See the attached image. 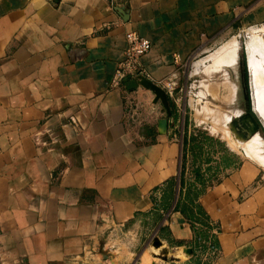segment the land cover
<instances>
[{
    "label": "crops",
    "instance_id": "obj_1",
    "mask_svg": "<svg viewBox=\"0 0 264 264\" xmlns=\"http://www.w3.org/2000/svg\"><path fill=\"white\" fill-rule=\"evenodd\" d=\"M236 27L264 31V0H0L4 254L78 264L112 225L146 221L174 248H192L183 215L161 205L183 158L161 84L184 87L193 56ZM129 31L151 43L141 66L166 105L144 82L109 87ZM197 203L218 251L208 264H264V167L241 158Z\"/></svg>",
    "mask_w": 264,
    "mask_h": 264
},
{
    "label": "rangeland",
    "instance_id": "obj_2",
    "mask_svg": "<svg viewBox=\"0 0 264 264\" xmlns=\"http://www.w3.org/2000/svg\"><path fill=\"white\" fill-rule=\"evenodd\" d=\"M255 39L264 45L261 28L236 27L207 41L186 66L184 87L176 85L171 95L175 112L172 126L182 139L183 179L187 186L195 183L199 186L194 181V171L199 172L206 187L215 183L227 169L236 167L241 158L264 167V114L255 108L264 100V63L249 62L246 54L247 42ZM249 115L257 126L245 141L239 142L230 125ZM164 192L161 205L166 203L169 188ZM153 227L150 221L132 227L112 225L98 247L81 256L78 264L209 263L207 247L213 239L211 231H207V237L201 234L193 238L192 254L184 255L183 248L176 249L165 242ZM194 227L198 232L206 231L199 225ZM178 252L180 257L175 256ZM144 258L147 261H142ZM0 264L19 263L5 255L0 246Z\"/></svg>",
    "mask_w": 264,
    "mask_h": 264
},
{
    "label": "built area",
    "instance_id": "obj_3",
    "mask_svg": "<svg viewBox=\"0 0 264 264\" xmlns=\"http://www.w3.org/2000/svg\"><path fill=\"white\" fill-rule=\"evenodd\" d=\"M125 38L127 46L123 52V59L117 64L109 83V87L112 89H121L126 82L136 81L138 77L149 80L148 74L141 66V59L151 50V43L149 40L138 36L134 31L127 32ZM173 60L177 64L180 58L175 56ZM161 88L171 96L176 88L174 78L164 80ZM217 253L216 246L210 240L207 254L215 256Z\"/></svg>",
    "mask_w": 264,
    "mask_h": 264
},
{
    "label": "trees",
    "instance_id": "obj_4",
    "mask_svg": "<svg viewBox=\"0 0 264 264\" xmlns=\"http://www.w3.org/2000/svg\"><path fill=\"white\" fill-rule=\"evenodd\" d=\"M184 168L181 166V172L179 174V180L176 184L169 185V194L165 205H163V211L166 214L172 212H179L183 215L191 229L193 230L194 237L205 236L207 237V231H212V227L209 224V220L206 217L205 212L197 203L198 198L204 193L206 186L204 180L200 176L198 171H194L195 182L199 184L196 187V183L188 186L185 184L183 179ZM194 225H199L205 228V232H198ZM202 234V235H201ZM211 238L213 235L211 234Z\"/></svg>",
    "mask_w": 264,
    "mask_h": 264
},
{
    "label": "bare ground",
    "instance_id": "obj_5",
    "mask_svg": "<svg viewBox=\"0 0 264 264\" xmlns=\"http://www.w3.org/2000/svg\"><path fill=\"white\" fill-rule=\"evenodd\" d=\"M256 38H259V37H256ZM247 45H248V53H246V54L249 55V62H252V63L257 62L258 63L257 60H259V61L261 60V62L264 63V45L260 44L256 39L252 40V42L250 44H248V42H247ZM251 90H252V88H251ZM263 99H264V97H263ZM263 102H264V100L262 101V99H261L260 100L261 105H259V103H258L257 106H255V108L257 110H259L260 113H262V114H264V106H262ZM230 128H231L232 132L235 134L236 140L239 142L240 141L243 142L246 140L248 133H251L255 129V124L249 116H243L238 121L233 122L230 125ZM183 254L185 255L186 252L185 253L183 252ZM144 260H146V259L145 258L142 259V261H144Z\"/></svg>",
    "mask_w": 264,
    "mask_h": 264
},
{
    "label": "water",
    "instance_id": "obj_6",
    "mask_svg": "<svg viewBox=\"0 0 264 264\" xmlns=\"http://www.w3.org/2000/svg\"><path fill=\"white\" fill-rule=\"evenodd\" d=\"M117 12H118L122 17H124L123 14H122V11H121V10H119V11H117ZM123 13H124V11H123ZM142 82L146 83L147 86H148L149 88H151L152 91H153L157 96L161 97L162 100H163V102H164V104L166 105V99H165L164 92H163L160 88H158L157 86L151 84L150 81L147 80V79H145L144 77H138L136 81H131V82L129 83L127 89H128V90H131V89L135 88L137 85L141 84ZM252 107H253V102H252ZM253 112H254V111H253ZM249 116H250V115H249ZM250 117H251V116H250ZM251 118H252V117H251ZM252 120H253V122L255 123V126H257L255 120H254L253 118H252ZM155 245L157 246V243H156ZM184 251L187 253V255H191V254H192V249H191V248H185Z\"/></svg>",
    "mask_w": 264,
    "mask_h": 264
}]
</instances>
